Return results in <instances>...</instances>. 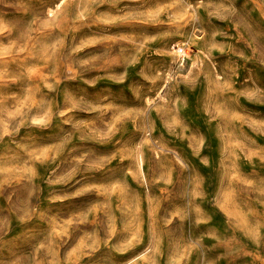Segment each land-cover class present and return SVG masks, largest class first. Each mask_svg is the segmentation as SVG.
<instances>
[{
	"label": "rangeland",
	"instance_id": "obj_1",
	"mask_svg": "<svg viewBox=\"0 0 264 264\" xmlns=\"http://www.w3.org/2000/svg\"><path fill=\"white\" fill-rule=\"evenodd\" d=\"M0 264H264V0H0Z\"/></svg>",
	"mask_w": 264,
	"mask_h": 264
},
{
	"label": "built area",
	"instance_id": "obj_2",
	"mask_svg": "<svg viewBox=\"0 0 264 264\" xmlns=\"http://www.w3.org/2000/svg\"><path fill=\"white\" fill-rule=\"evenodd\" d=\"M185 44L184 43H174L172 44V49L174 50V53L176 54L177 59L180 62H187L192 59L194 56V52H188L184 50Z\"/></svg>",
	"mask_w": 264,
	"mask_h": 264
}]
</instances>
